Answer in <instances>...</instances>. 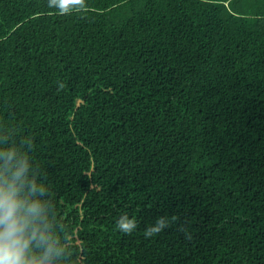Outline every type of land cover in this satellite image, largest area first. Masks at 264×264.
<instances>
[{
	"label": "trees",
	"instance_id": "16d2710c",
	"mask_svg": "<svg viewBox=\"0 0 264 264\" xmlns=\"http://www.w3.org/2000/svg\"><path fill=\"white\" fill-rule=\"evenodd\" d=\"M0 146L65 264H264V0H0Z\"/></svg>",
	"mask_w": 264,
	"mask_h": 264
},
{
	"label": "clouds",
	"instance_id": "9594fccd",
	"mask_svg": "<svg viewBox=\"0 0 264 264\" xmlns=\"http://www.w3.org/2000/svg\"><path fill=\"white\" fill-rule=\"evenodd\" d=\"M75 2L82 5V0ZM57 6L62 13L70 10ZM46 193V186L31 176L28 160L0 146V264H65L68 252L54 231ZM166 226L160 218L154 230ZM116 227L129 232L135 224L122 215Z\"/></svg>",
	"mask_w": 264,
	"mask_h": 264
},
{
	"label": "rangeland",
	"instance_id": "374dc122",
	"mask_svg": "<svg viewBox=\"0 0 264 264\" xmlns=\"http://www.w3.org/2000/svg\"><path fill=\"white\" fill-rule=\"evenodd\" d=\"M82 102L81 101H78V104H81Z\"/></svg>",
	"mask_w": 264,
	"mask_h": 264
}]
</instances>
